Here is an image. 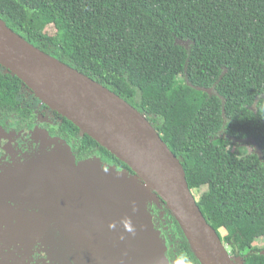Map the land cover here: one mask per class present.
Returning a JSON list of instances; mask_svg holds the SVG:
<instances>
[{"label": "trees", "instance_id": "16d2710c", "mask_svg": "<svg viewBox=\"0 0 264 264\" xmlns=\"http://www.w3.org/2000/svg\"><path fill=\"white\" fill-rule=\"evenodd\" d=\"M0 19L145 116L191 192L205 189L197 206L231 257L264 264L253 249L264 239V0H0ZM22 87L0 68L1 117L19 110ZM64 120L79 160L132 173ZM240 144L252 152H231ZM154 206L169 264H199L165 205Z\"/></svg>", "mask_w": 264, "mask_h": 264}, {"label": "water", "instance_id": "95a60500", "mask_svg": "<svg viewBox=\"0 0 264 264\" xmlns=\"http://www.w3.org/2000/svg\"><path fill=\"white\" fill-rule=\"evenodd\" d=\"M0 68L132 172L103 168L96 156L76 163L66 145L22 171V196L39 206L28 231L52 264H169L148 209L160 202L199 264H238L197 206L181 160L145 116L1 19Z\"/></svg>", "mask_w": 264, "mask_h": 264}, {"label": "flooded vegetation", "instance_id": "af4514ba", "mask_svg": "<svg viewBox=\"0 0 264 264\" xmlns=\"http://www.w3.org/2000/svg\"><path fill=\"white\" fill-rule=\"evenodd\" d=\"M67 127L64 118L27 87L20 92L19 110L8 117L0 116V264H52L48 249L28 231L33 229V216L39 206L22 196L21 188L27 183L19 178L32 161L63 145L70 148L76 163L84 161L76 157L74 145L65 137ZM102 167L112 165L103 162ZM149 208L155 225L159 223L157 217L164 221L163 213L154 205ZM228 252L233 257L231 249Z\"/></svg>", "mask_w": 264, "mask_h": 264}, {"label": "rangeland", "instance_id": "374dc122", "mask_svg": "<svg viewBox=\"0 0 264 264\" xmlns=\"http://www.w3.org/2000/svg\"><path fill=\"white\" fill-rule=\"evenodd\" d=\"M51 34H54V29L50 28L49 29ZM231 152L238 154L239 156L247 154L252 152V148L248 145L245 144H240L239 147H232L230 148ZM205 189H201L199 192H194L193 195L196 198V200L199 199V197L201 196L202 193H204ZM150 207V205H149ZM150 209V208H148ZM221 236L224 237L225 236V232L221 231ZM163 240V239H162ZM253 247H255L256 249H263L264 250V239H259L258 241H256L253 245ZM227 249V247H226ZM229 249H227L228 251Z\"/></svg>", "mask_w": 264, "mask_h": 264}]
</instances>
